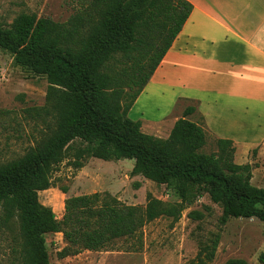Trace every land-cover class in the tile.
<instances>
[{"label": "trees", "instance_id": "obj_1", "mask_svg": "<svg viewBox=\"0 0 264 264\" xmlns=\"http://www.w3.org/2000/svg\"><path fill=\"white\" fill-rule=\"evenodd\" d=\"M81 8L59 22L22 13L0 25V48L14 63L48 82V132L22 156L0 163V233L18 224V253L13 264H52L48 233L62 232L68 246L62 257L84 250L110 248L136 236L146 223L162 216L181 217L197 188L223 208L222 221L257 218L264 222V187L252 184V164L234 161L233 140L216 138L218 150L202 152L208 131L188 116V106L167 138L142 131V121L128 113L189 18L187 0H82ZM120 67V68H119ZM128 88V90H127ZM85 155L103 160L134 159L132 174L159 184H174L181 198L170 205L149 195L145 207L124 205L108 194L65 199L63 217L39 201L52 186L51 172L75 141ZM209 248L192 264H207ZM258 260L264 264V251ZM225 264H249L232 258Z\"/></svg>", "mask_w": 264, "mask_h": 264}, {"label": "rangeland", "instance_id": "obj_2", "mask_svg": "<svg viewBox=\"0 0 264 264\" xmlns=\"http://www.w3.org/2000/svg\"><path fill=\"white\" fill-rule=\"evenodd\" d=\"M81 4L82 0H0V25L9 26L22 13L65 22ZM47 90L44 76L16 65L13 54L0 48V163L22 156L48 132L50 117L41 109L46 104ZM189 117L202 120L197 113ZM86 146L80 140L70 145L63 160L51 172L52 186L38 193L39 201L51 208L58 219L63 217L65 199L81 194L99 192L115 197L124 205L141 207L146 206L149 195L170 205L181 202L174 184H159L132 174L134 159L103 160L85 155L80 158L84 166L77 167L80 150ZM235 148L234 161L252 164V184L264 187V146ZM217 150L216 138L208 132V143L201 151ZM189 200L178 220L162 215L146 223L136 236L118 239L112 247L102 250H84L62 257L60 252L68 246L63 233H48L50 261L52 264H192L200 251L205 256L210 248L214 257L207 264H225L232 258L261 264L258 257L264 251V222L257 218H230L223 222L222 206L202 189H193ZM17 233L18 224L13 231L0 233V264L16 261Z\"/></svg>", "mask_w": 264, "mask_h": 264}, {"label": "crops", "instance_id": "obj_3", "mask_svg": "<svg viewBox=\"0 0 264 264\" xmlns=\"http://www.w3.org/2000/svg\"><path fill=\"white\" fill-rule=\"evenodd\" d=\"M187 1L192 12L129 117L167 138L196 105L215 138L264 146V0Z\"/></svg>", "mask_w": 264, "mask_h": 264}]
</instances>
